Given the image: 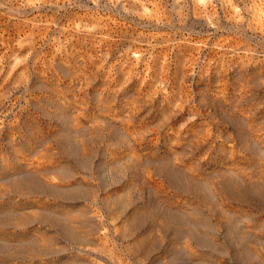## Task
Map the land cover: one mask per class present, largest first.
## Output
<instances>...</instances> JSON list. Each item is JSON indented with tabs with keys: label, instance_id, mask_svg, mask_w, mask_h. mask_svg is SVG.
Listing matches in <instances>:
<instances>
[{
	"label": "rangeland",
	"instance_id": "rangeland-1",
	"mask_svg": "<svg viewBox=\"0 0 264 264\" xmlns=\"http://www.w3.org/2000/svg\"><path fill=\"white\" fill-rule=\"evenodd\" d=\"M0 264H264V0H0Z\"/></svg>",
	"mask_w": 264,
	"mask_h": 264
}]
</instances>
